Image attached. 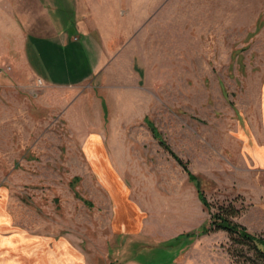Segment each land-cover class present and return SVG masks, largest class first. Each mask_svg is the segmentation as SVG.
Listing matches in <instances>:
<instances>
[{"label": "rangeland", "instance_id": "1", "mask_svg": "<svg viewBox=\"0 0 264 264\" xmlns=\"http://www.w3.org/2000/svg\"><path fill=\"white\" fill-rule=\"evenodd\" d=\"M56 1L71 23L75 11ZM69 2L105 66L81 85L48 89L16 66L15 14L0 0V75L20 70L0 86V208L12 229L59 238L63 264H244L225 231L204 229L232 204L234 221L264 237V171L235 137L264 119V0ZM79 94L97 126L65 118ZM92 134L109 164L88 162ZM95 169L120 177L140 208L138 230L118 232Z\"/></svg>", "mask_w": 264, "mask_h": 264}, {"label": "crops", "instance_id": "2", "mask_svg": "<svg viewBox=\"0 0 264 264\" xmlns=\"http://www.w3.org/2000/svg\"><path fill=\"white\" fill-rule=\"evenodd\" d=\"M67 4L73 13L75 11V15L71 23L64 25L60 22L63 18L60 11H65L61 2L11 0L10 10L15 14V33L19 43L16 48L19 53L14 54L16 60H19L16 66L27 68L29 74L35 76L34 84L39 78L43 81L42 87L48 89L81 85L105 66L103 49L94 46L97 41L92 37V31L84 26V18L77 14L79 9L70 5L69 0ZM7 52L3 54L4 58L11 56V50ZM13 72L12 78L0 75V86L19 79L20 70L15 69ZM69 99L64 116L71 125L78 123V126H97V119L92 118L91 109L84 104L89 96L79 94ZM261 105L264 106V101ZM240 130L241 134L235 137L246 148L250 161L264 171V119L262 126H244ZM88 144L91 151L85 149V155L92 167L109 164L98 135L89 136L84 147ZM93 172L112 203L118 232L133 233L138 230L141 225L138 213L140 208L129 199L127 188L117 173L113 170L110 174L107 171L100 173L97 169ZM9 222L0 208V264H63L59 238L24 234L13 230Z\"/></svg>", "mask_w": 264, "mask_h": 264}, {"label": "trees", "instance_id": "3", "mask_svg": "<svg viewBox=\"0 0 264 264\" xmlns=\"http://www.w3.org/2000/svg\"><path fill=\"white\" fill-rule=\"evenodd\" d=\"M167 150L169 151L168 148ZM169 153L187 173L190 181H195L193 175L188 171L186 164L171 151ZM196 190L201 203L210 209L211 205L206 200L198 183H196ZM239 213L240 210L232 204L218 207L214 213H211L207 229H204V232L225 231L232 244L236 247L234 249L236 251L235 254H232L234 257L241 258L244 264H264V237L249 233L243 225L234 221V218ZM191 237H193L192 234L189 237L185 236V239Z\"/></svg>", "mask_w": 264, "mask_h": 264}, {"label": "built area", "instance_id": "4", "mask_svg": "<svg viewBox=\"0 0 264 264\" xmlns=\"http://www.w3.org/2000/svg\"><path fill=\"white\" fill-rule=\"evenodd\" d=\"M36 86L38 87H42L43 86V81L41 79H37L36 82H35Z\"/></svg>", "mask_w": 264, "mask_h": 264}, {"label": "bare ground", "instance_id": "5", "mask_svg": "<svg viewBox=\"0 0 264 264\" xmlns=\"http://www.w3.org/2000/svg\"><path fill=\"white\" fill-rule=\"evenodd\" d=\"M137 220V219H136ZM118 230V229H117Z\"/></svg>", "mask_w": 264, "mask_h": 264}]
</instances>
